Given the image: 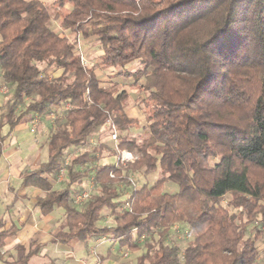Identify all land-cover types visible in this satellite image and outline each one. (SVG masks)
I'll return each instance as SVG.
<instances>
[{
    "label": "trees",
    "instance_id": "obj_1",
    "mask_svg": "<svg viewBox=\"0 0 264 264\" xmlns=\"http://www.w3.org/2000/svg\"><path fill=\"white\" fill-rule=\"evenodd\" d=\"M65 3L69 10L57 16L72 40L50 27L49 5L42 0H0V78L9 88L0 106V160L23 120L61 109L46 159L19 175L20 186L40 191L34 206L41 213L63 210L53 242L108 236L131 251L143 248L135 264H259L264 0H54L52 5ZM80 36L93 37L104 67L119 68L117 75L134 84L142 80L143 137L129 133L139 120L126 114L128 92L104 85L95 67L82 62ZM134 60L138 66L126 69ZM55 71L60 72L51 76ZM108 121L120 133L117 148L99 143L63 164L68 148L85 146ZM123 149L135 150L137 159L96 165V193L74 206V185L89 171L77 167L97 161L102 150L118 155ZM62 167L66 182L54 188L52 179ZM128 171L158 172V177L135 187L128 206L119 209L116 185L130 183ZM167 181L177 190L164 191ZM104 209L113 215V225L98 224ZM6 222L0 218V260L5 239L18 230ZM175 222L185 223L193 235L182 250L169 242ZM40 247L17 244L8 264H29Z\"/></svg>",
    "mask_w": 264,
    "mask_h": 264
},
{
    "label": "rangeland",
    "instance_id": "obj_2",
    "mask_svg": "<svg viewBox=\"0 0 264 264\" xmlns=\"http://www.w3.org/2000/svg\"><path fill=\"white\" fill-rule=\"evenodd\" d=\"M53 1L54 0H42L43 3H45L46 5H49L50 20L48 24L50 25L52 29L59 32L61 35H66L69 40H72L74 34L66 32L65 30H62L60 28L59 17L57 16V14L62 16L64 13H66V11H68L70 8V4L65 3L63 7L58 8L52 5ZM77 48H78V52L84 57V59H86L87 61L86 65L95 67V71L97 75L100 77V80L102 81L104 85L110 88L117 87L119 89H125L128 92L129 98L127 100L126 110L130 109V110L137 111L138 113L137 119L139 120V123L137 125L132 126L129 129V133L133 136H138L139 138L143 137L147 132L146 126H145L146 124L145 113L146 112H145V109L141 107L140 104H141L142 98L145 97L146 93L141 91V89L138 87L139 86L138 84L141 83L142 80H139L138 84H134L131 77H126L124 75H117L119 68L104 67L99 59V54L101 53V50L99 49L98 44L95 42L93 37L83 38L80 36L78 38ZM137 66H138V61L134 60L131 63L126 65V69L134 70ZM59 72L60 71H55L51 74V76L58 75ZM5 86H6L5 90L0 89V106L2 105L4 99L6 98L9 92L8 86L6 84ZM27 100L28 99L26 98L25 101ZM23 107L24 106L21 105L19 109H22ZM60 113H61V109L52 110L46 116L33 115L29 118V120H23L22 123H20L14 129L13 133L7 139V142H6L7 144H5V148H7V146H10L11 144L10 141L12 138H16L20 140L19 137H21L22 139L20 140V142L23 141V142H26V144L21 145L17 143L15 146L11 144L12 147L16 149L15 158L13 159L12 162H10L11 159L8 160L7 158L4 159L2 157L0 160V164L2 161L5 164L7 162H10L12 163L11 165L15 167L16 165H19L20 161L21 162L26 161L27 166L30 165L27 168H33L35 166L34 163H39L45 160L47 156V141L50 137V133L55 128V117H58ZM36 116H38L39 121L35 123L33 122V118H35ZM30 127H34V130L31 131ZM3 131L4 132L7 131V127H4ZM119 134L120 133L117 130V136H119ZM117 139L118 137L115 140L112 139L110 128L108 126V123H106L100 128V130L96 134L91 135L89 137V140L85 146L68 148L65 151V157H68L69 155L77 154L80 151L84 150L85 148L90 149L94 147L95 145H98L99 143H103L109 148L115 147ZM99 156L100 158L97 161L90 162V163H87L86 165L77 167V169L79 170H85L86 168L89 170L88 174L85 175L77 184L74 185L78 191L84 190L90 194V196L87 199H89L97 191L95 183H94V179H93V170L95 166L99 164H104V163H118L117 155H112L108 153L107 150H102L99 153ZM215 161L216 159H211L210 163H214ZM128 174L131 180L129 184L117 183L116 185L120 192V196H119L120 203L124 202V199L127 198L128 195H130L131 191L135 187H139L140 185L144 183H152L158 177V172L151 173L149 175H143L140 173L128 171ZM58 176L59 175H57L55 179H52L54 180L53 182L54 188L62 187L66 182V178H67L66 175H62L60 177ZM12 181H13L12 188L14 190V188L17 187V184L19 183L20 180L18 178L17 182H15L16 179L13 178ZM163 190L168 191V192H174L177 190V184L171 181H167L165 182L163 186ZM38 193H40V191L34 189L33 191H31L30 194L27 195L29 196V200L27 199L28 200L27 204H29V206L34 207L33 199L35 195ZM1 194H2V191H0V197H1ZM12 197H13L12 194H8L7 196H5L4 199H2L3 202H1V205L3 204L6 205ZM87 199H85L84 201L80 203H74L71 200V203L74 206L80 208L81 206H83L82 204H84V202ZM226 200L227 198H224V200L221 203L225 204ZM6 207H8V205ZM58 211L59 212L55 213L54 216L62 217L63 210L60 209ZM98 224L99 225H107V224L113 225L114 224L113 215L110 214V212L107 209H104L102 211L101 219L98 221ZM174 225H176V227H173L172 225L170 229L171 230L170 231L171 240L169 242L176 244L179 247V249L182 250L183 247H185V245L187 244V242L192 239L193 235L191 234L189 227L186 226L185 223L175 222ZM49 232H52V230H50ZM108 238H109L108 236H102L99 238H94L92 239V241L96 243L95 241L97 239L101 241L103 239H108ZM76 241L81 242L78 239H76ZM88 241L89 240L85 241V243H87ZM142 243H143V239L141 241V244ZM68 247H69V244H59V243L48 244L45 247V251H47L48 254L54 257L57 255L58 250H63L64 251L63 255H65L67 252L70 251ZM115 249L116 250L112 254L111 257L109 256L106 257L104 253L95 254V252L91 253L89 251H88V254L90 253L94 257L97 256L98 264H135L136 256L140 254L141 251L143 250V248H141L136 251H131L127 249L126 247H120L117 244H116ZM86 252H87V249L83 247V249H81V251L79 252V255H84V253L86 254ZM14 257H15V254L9 255V253L4 252V258L0 261V264H8V262ZM37 258L44 259L43 257L36 255L30 259V263H32V261H34ZM256 260L259 264H264V249L262 248V244L260 243H258V253L256 256ZM54 264H61V261L56 262Z\"/></svg>",
    "mask_w": 264,
    "mask_h": 264
},
{
    "label": "crops",
    "instance_id": "obj_3",
    "mask_svg": "<svg viewBox=\"0 0 264 264\" xmlns=\"http://www.w3.org/2000/svg\"><path fill=\"white\" fill-rule=\"evenodd\" d=\"M126 114L129 117L134 118H137L138 116L137 111L130 109L126 110ZM19 139L21 140L22 138L19 137ZM20 140L12 138L10 143L14 146L17 143L21 145L26 144V142H20ZM11 144L4 149L3 153V158H7L8 160L11 159L10 162H12L16 156V149L13 148ZM10 162H7L5 164L2 161L0 164V191H2L0 197V218L3 217L7 221V226L14 224L16 227H18V230L13 236L7 237L5 239V243L2 248L3 253L7 252L9 253V255L15 254L16 256L18 251L15 249V246L17 244H21L27 249L30 243L38 242L41 243V247L36 255L41 256L44 259L37 258L32 261V263H30L29 261V264H54L60 261L61 264H98L97 256L94 257L92 256V254H88V251L91 253L95 252V254L104 253L106 257L112 256V254L116 250V243H113L110 238L103 239L101 241L97 239L95 241L96 243H94L92 239L85 243L84 241L77 242L76 238H73L68 243H66L69 244L68 249H70V251L65 255H63V250H58L57 255L54 257L48 254V252L45 251L46 245L57 243L63 244L61 242H53V239H55V234L59 230L58 219H61V217H55L54 214L59 212L58 210H60L61 208L56 207L50 214H43L40 212L38 207L29 206V204H27L29 200V196L27 195L34 190L33 188L20 186V181L17 184V187L14 188V190L12 188L13 178L16 179L15 182H17L18 178L20 180L19 175L21 171H23L24 169H33L37 167L40 162L34 163L35 166L33 168H27L30 165L27 166L26 161H20L19 165H16L15 167L11 165L12 163ZM52 181L54 182V180ZM8 194H12L13 197L10 199V201H8L6 205H1V202H3L2 199H4V197ZM34 201L35 197L33 199V205ZM7 205L8 207H6ZM50 230H52V232H49ZM83 247L87 249V252L86 254L84 253V255H79V252L81 251V249H83Z\"/></svg>",
    "mask_w": 264,
    "mask_h": 264
},
{
    "label": "built area",
    "instance_id": "obj_4",
    "mask_svg": "<svg viewBox=\"0 0 264 264\" xmlns=\"http://www.w3.org/2000/svg\"><path fill=\"white\" fill-rule=\"evenodd\" d=\"M81 60L84 64L87 63L86 59H84V57L82 55H81ZM5 88H6L5 84L1 81V78H0V89L5 90ZM65 106H67V104ZM38 121H39L38 116L33 118V122L36 123ZM107 123H108V126H109L110 131H111V137H112V139L115 140L117 138V127L112 122L108 121ZM30 130L33 131L34 127H30ZM115 148H117V147L115 146ZM70 156L71 155H69L68 157H64V163H63L64 165H66L69 162ZM117 157H118V163H116V164L124 165L125 163H132L135 159H137L138 156L136 155V153L133 149H123V150H118ZM58 175H59L58 177H60L62 175H66L64 167H62L60 169V172L58 173ZM89 196H90V194L87 193L86 191H84V190L78 191L77 190L72 195V201L74 203H80V202L84 201L85 199H87ZM128 197H129V195L127 196V198ZM127 198H125L122 205L118 207L119 209L126 208L128 206ZM173 227H176V225L173 224Z\"/></svg>",
    "mask_w": 264,
    "mask_h": 264
}]
</instances>
